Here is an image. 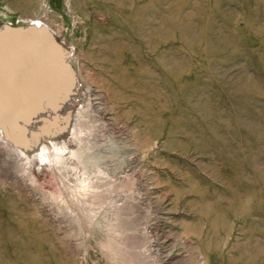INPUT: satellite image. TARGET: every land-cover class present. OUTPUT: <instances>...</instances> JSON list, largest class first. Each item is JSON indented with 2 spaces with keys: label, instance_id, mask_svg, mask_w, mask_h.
I'll return each instance as SVG.
<instances>
[{
  "label": "rangeland",
  "instance_id": "obj_1",
  "mask_svg": "<svg viewBox=\"0 0 264 264\" xmlns=\"http://www.w3.org/2000/svg\"><path fill=\"white\" fill-rule=\"evenodd\" d=\"M42 2L0 36L42 20L73 77L4 124L0 264H264V0Z\"/></svg>",
  "mask_w": 264,
  "mask_h": 264
},
{
  "label": "water",
  "instance_id": "obj_2",
  "mask_svg": "<svg viewBox=\"0 0 264 264\" xmlns=\"http://www.w3.org/2000/svg\"><path fill=\"white\" fill-rule=\"evenodd\" d=\"M44 27L15 25L0 36L1 127L9 123L25 130L24 124L30 123L44 106L43 95L48 94L45 83L50 82L47 83L48 90L52 91L55 89L52 80L58 82L63 75L66 80L73 77L71 65L62 63L68 56L66 49L54 32ZM48 60L52 65L61 64L62 71L50 65Z\"/></svg>",
  "mask_w": 264,
  "mask_h": 264
},
{
  "label": "crops",
  "instance_id": "obj_3",
  "mask_svg": "<svg viewBox=\"0 0 264 264\" xmlns=\"http://www.w3.org/2000/svg\"><path fill=\"white\" fill-rule=\"evenodd\" d=\"M17 4V8L14 11L18 15L19 22L25 19H35L36 17H47V14L51 11L47 2H42L43 9H45L43 11L40 6V0H17ZM14 7L15 5L13 4Z\"/></svg>",
  "mask_w": 264,
  "mask_h": 264
},
{
  "label": "bare ground",
  "instance_id": "obj_4",
  "mask_svg": "<svg viewBox=\"0 0 264 264\" xmlns=\"http://www.w3.org/2000/svg\"><path fill=\"white\" fill-rule=\"evenodd\" d=\"M35 23L39 26V25L43 24V21L37 20ZM3 64H4V62H3ZM1 66L4 67L3 65H1ZM8 137H9L8 130L5 127L0 126V142L2 144L1 148L3 149L4 153L6 155L11 154V155L18 156V157H21V156L24 157L25 156L24 159L28 160L31 155H28L25 152H23L22 150L15 148L11 144H9V142L7 140ZM40 146L42 148V151L48 152V150L44 146L43 142H40Z\"/></svg>",
  "mask_w": 264,
  "mask_h": 264
}]
</instances>
